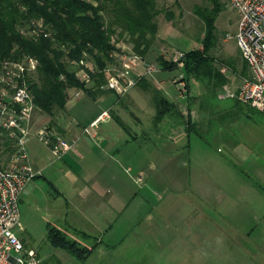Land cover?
Wrapping results in <instances>:
<instances>
[{"label": "rangeland", "instance_id": "1", "mask_svg": "<svg viewBox=\"0 0 264 264\" xmlns=\"http://www.w3.org/2000/svg\"><path fill=\"white\" fill-rule=\"evenodd\" d=\"M222 1L226 7L219 12L215 20L217 41L211 49V54L230 81L226 86L214 92L206 87L205 83L191 78V92L186 96H182L177 86L171 81L172 94L179 99L177 103L184 110L185 116H190L192 119L191 125L195 129L190 131V135L194 150H197L199 142L204 140L207 143H203L210 151H213L217 145L221 147V156L218 159L219 171L224 177L225 175L228 177L229 172L234 173L235 183L233 184L245 195L247 193L246 197L243 194L242 199H238L240 205L237 207L239 211L236 216L254 218L255 226L258 227H255L252 236L256 238L255 242L260 247L252 249L254 252L252 256L256 264H264V198H260L264 188V113L249 104L237 102L234 97L226 96L228 90L237 92L244 78L234 72L228 62L235 59L238 71H241L244 58L233 36L237 30L238 14L227 0ZM209 4L210 0H158L159 7L163 8V12L158 17L159 40L145 56L146 60L158 63L156 57L160 52H165L167 57H170L175 51L186 52L201 47L206 24L194 12V7L196 5L208 7ZM165 10L172 12V18L169 19L166 16ZM105 16L107 20L110 19L108 14ZM229 34L232 37H228ZM118 46L122 52L129 54L134 52L129 47H132V44L126 39H121ZM88 63L94 66L91 60ZM180 67L179 65L178 68L173 69L171 75L167 73L168 77L175 78L181 71ZM141 70L143 67L140 64L132 75H136ZM140 83L144 87L142 89L146 91L144 93L141 90L143 94L140 97V104L141 107L143 106V112L137 111L135 107L133 110L128 108L129 111L121 108V112L129 123V128L132 129L131 126H133L140 135L137 145L141 146L142 150H139V156H142L146 163L150 161L153 148L158 145V142L162 144L163 138L160 141L156 138V125L153 121L155 106L151 99L149 86L146 87L147 84L143 81ZM150 83L152 85V82ZM81 94V96H74L80 97L76 106L83 109L86 101L91 98L83 94V91ZM187 110L189 114L186 113ZM64 114V110H60L52 118L39 109L36 121L38 125L53 124L56 126ZM135 118L143 120L142 125L135 127L134 124L138 123ZM166 119L178 120L180 118L176 113H172ZM165 133L167 132H162V134ZM28 146L32 161L33 153L30 144ZM237 148L253 153L256 164H242L238 161L239 159L233 153ZM155 153L153 157L160 160L159 155ZM53 154L51 152L50 155L48 154L50 160L58 157L56 153ZM184 155L185 153L180 157L169 156L166 158L167 164L152 170L147 166L148 169L141 173L140 170L138 171V164L124 156L117 155L121 165H118L119 173L115 176L118 179L113 184L115 189L112 188L110 193L113 194L114 207L117 210L113 212L112 217H107L106 221L96 222L94 217H65L66 200L58 195L55 185L61 183L63 175L54 171L52 173L53 184L38 175L35 178L39 184L36 189H33L31 196L25 195L24 192L22 194L20 200L22 227L18 230V234L27 248H33L38 253L44 264H154L153 245L151 242L149 246L148 242L146 244V241L152 238V233L139 234L140 230L131 223L134 217H189L191 213L193 215L196 213L185 210L186 200L189 199L186 191L189 173L183 164H178L179 159ZM128 166H131V171L127 170ZM241 172L246 176L242 175L238 181L235 175H240ZM140 174L144 178L142 181L137 179ZM81 176L85 175L81 173ZM120 186L124 187H122V193H120ZM237 194L242 196L241 193ZM262 195L264 197V193ZM80 208L78 206L79 210ZM75 210L78 212L73 206L72 213ZM74 218L80 221L79 224H82L85 229H92V232L78 228L76 223H72ZM92 223L100 226L102 237L94 235ZM50 228L60 231L68 241L75 244V249L70 250L55 245L48 237ZM110 246L116 247L111 248Z\"/></svg>", "mask_w": 264, "mask_h": 264}, {"label": "crops", "instance_id": "2", "mask_svg": "<svg viewBox=\"0 0 264 264\" xmlns=\"http://www.w3.org/2000/svg\"><path fill=\"white\" fill-rule=\"evenodd\" d=\"M158 40L159 35L155 42ZM129 47L133 50L131 46ZM156 60L158 61V56ZM171 72L172 70L161 69L154 75L145 76L144 80L152 82L170 100L178 102L179 99L172 94L173 79L167 75V73L171 75ZM103 85L99 89L95 88L97 90L94 93L83 92L91 98L86 101L83 109L76 106L80 98L74 96L76 89L70 91L64 117L56 126L68 139L76 140L74 150L61 158L50 160L48 154L50 155V152L55 154V151L40 142L35 133L28 142L33 153L30 161L34 169L40 171L39 175L52 184L54 171L63 175L61 183L55 185L58 195L66 200L65 217H94L96 222L106 221L107 217H112L117 208L114 207L113 194L110 193L112 188L115 189L113 184L118 180L115 176L119 173L118 165H121L117 155L138 164V171L141 173L145 169H158L167 164L166 158L169 156L180 157L185 153L178 161V164H183L189 173L186 183L189 199L186 200L185 210L196 213L194 215L191 213L189 217H134L131 223L140 230L139 234L152 233V240L146 241V244L148 242L149 246L151 242L153 245L154 264H256L252 249H258L260 246L256 244V238L252 235L258 226H255L253 217L236 216L239 211L237 207L240 205L238 199H242L243 194L246 197L247 193L245 195L233 184L234 173L229 172V176L224 177L219 171L221 147L217 145L210 151L203 143H207L204 140L200 141L197 150H194L190 132L186 130L183 119L165 118L156 125V138L158 141L163 138V142L162 144L158 142L151 153L149 152L152 156L146 164L143 157L139 156V150H142V147L137 145L140 135L133 126L132 129L129 128V123L121 112L122 109L133 110L134 107L137 111L143 112L140 97L142 92L146 91L142 89L144 88L142 83L139 82L121 98L114 90ZM73 101L75 103H72ZM180 109L184 112L182 108ZM154 110L156 113V109ZM105 111H108L109 117L93 125ZM135 119L138 122L134 124L135 127L142 125L143 120ZM85 127H89L90 133L94 136L85 132ZM165 131L167 133L162 134ZM154 153L159 155L160 160L153 157ZM233 153L242 164H256L255 155L251 152L237 148ZM81 173L85 176L82 177ZM239 174L235 175L238 181L242 175L246 176L243 172ZM38 184L37 178L33 179L24 194L31 196ZM122 187L120 186V193L124 188ZM262 191L261 199L264 198L262 195L264 188ZM237 193H241L242 196ZM73 206L78 212L75 210L72 213ZM78 206L81 207L80 210ZM72 223H76L75 225L84 231L92 232V229H85L79 224L80 221L76 218ZM93 229L95 236L102 237L99 225L93 224Z\"/></svg>", "mask_w": 264, "mask_h": 264}, {"label": "trees", "instance_id": "3", "mask_svg": "<svg viewBox=\"0 0 264 264\" xmlns=\"http://www.w3.org/2000/svg\"><path fill=\"white\" fill-rule=\"evenodd\" d=\"M225 7L222 0H210L208 7H194V12L204 20L206 28L202 46L184 52L182 58L181 69L187 81L188 95L191 78L205 83L214 92L230 81L211 54L217 41L215 20ZM165 11L166 16L172 18V12ZM162 12L158 0H0V60L24 54L38 59L31 81L35 102L41 111L53 118L57 112L66 109L72 89L94 93L106 83L105 69L115 62L111 55L121 52L118 46L121 39L130 41L133 51L145 57L158 37V17ZM106 14L110 16L109 20ZM39 21L52 32L50 36L27 32L33 22ZM82 58L94 63L92 68L87 67L93 77L91 85L83 82L71 65L73 59ZM228 63L239 76H249L245 59L241 71H238L235 59ZM158 64L165 70L178 68L165 52L159 53ZM142 81L147 84L144 86H149L152 94L156 109L155 125L176 113L183 119L187 131L195 129L191 125V117L185 116L177 102L170 100L144 77L139 80ZM188 110L187 114L190 113ZM50 126L61 131L53 124ZM48 237L57 246L75 249V244L57 229L50 228Z\"/></svg>", "mask_w": 264, "mask_h": 264}, {"label": "built area", "instance_id": "4", "mask_svg": "<svg viewBox=\"0 0 264 264\" xmlns=\"http://www.w3.org/2000/svg\"><path fill=\"white\" fill-rule=\"evenodd\" d=\"M227 1L238 14L237 30L233 36L248 64L249 76L243 78L237 92L228 90L226 96L234 97L264 113V0ZM27 32L35 35L44 33L46 36L52 33L41 21L33 22ZM228 37L232 35L229 34ZM111 56L115 58V62L105 69L107 81L103 87L114 90L120 97L143 77L161 70L158 63L149 62L135 52H114ZM183 56V51H175L170 59L182 67ZM70 62L78 77L91 85L93 77L87 67L92 66L88 61L82 58ZM140 64L143 70L133 76V71ZM37 66L38 59L30 54L0 60V264H43L38 253L33 248H27L18 234L22 227V194L28 184L40 174L30 161V137L35 133L40 142L55 151L58 158L76 147V140L68 139L62 131L49 124H37L39 107L35 102L31 82ZM180 70L173 78V83L180 94L186 96L187 81L184 72ZM82 91L76 90L74 95L79 96ZM108 117L109 113L105 111L93 125ZM84 131L90 133L89 127H85ZM127 170L131 171V167H127ZM137 179L142 181L143 175H138Z\"/></svg>", "mask_w": 264, "mask_h": 264}]
</instances>
